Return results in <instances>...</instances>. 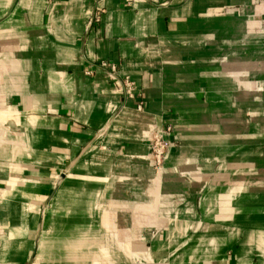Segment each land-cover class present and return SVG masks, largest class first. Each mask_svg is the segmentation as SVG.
Segmentation results:
<instances>
[{
  "label": "crops",
  "instance_id": "obj_1",
  "mask_svg": "<svg viewBox=\"0 0 264 264\" xmlns=\"http://www.w3.org/2000/svg\"><path fill=\"white\" fill-rule=\"evenodd\" d=\"M0 264H264V0H0Z\"/></svg>",
  "mask_w": 264,
  "mask_h": 264
},
{
  "label": "built area",
  "instance_id": "obj_2",
  "mask_svg": "<svg viewBox=\"0 0 264 264\" xmlns=\"http://www.w3.org/2000/svg\"><path fill=\"white\" fill-rule=\"evenodd\" d=\"M102 67L108 68L111 71H115L116 67L113 64L102 63ZM123 92L126 98H134L136 92V83L129 76H126L122 81ZM138 109H142V105H138ZM170 131V127H167L163 131H157L151 141V157L156 168H163L165 160L168 155L170 143L166 137V133Z\"/></svg>",
  "mask_w": 264,
  "mask_h": 264
}]
</instances>
